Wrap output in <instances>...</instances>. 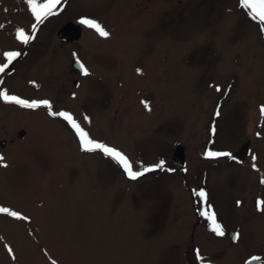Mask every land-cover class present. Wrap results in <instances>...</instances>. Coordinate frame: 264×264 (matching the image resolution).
Instances as JSON below:
<instances>
[{"label":"rangeland","instance_id":"obj_1","mask_svg":"<svg viewBox=\"0 0 264 264\" xmlns=\"http://www.w3.org/2000/svg\"><path fill=\"white\" fill-rule=\"evenodd\" d=\"M55 11L37 24L27 0H0V63L4 52H21L0 74V91L71 113L134 170L161 160L164 169L130 179L103 152L83 151L48 108L0 98V207L28 218L0 213V264H246L264 256L259 22L240 0H61ZM84 17L110 36L83 25L79 40L62 43L58 29ZM20 28L37 37L23 44ZM74 58L91 73L72 89ZM248 139L244 165L207 155ZM178 144L183 172L167 168ZM201 189L224 236L200 214L206 205L193 193Z\"/></svg>","mask_w":264,"mask_h":264},{"label":"snow or ice","instance_id":"obj_2","mask_svg":"<svg viewBox=\"0 0 264 264\" xmlns=\"http://www.w3.org/2000/svg\"><path fill=\"white\" fill-rule=\"evenodd\" d=\"M30 5L31 12L33 13L36 23H43L50 15L55 14V10L57 6L61 3V0H27ZM240 7L245 9L248 12V15L254 20L258 21L261 25V31L264 32V0H240ZM80 23L82 25H86L88 28L95 30V32L103 38H107L110 36V33L106 30V27L102 25L98 20L93 18H81ZM35 27V25H33ZM17 39L20 40L23 44H28L30 40L34 39V36L29 35L25 32L23 28L17 30ZM3 56L6 59L5 63H0V74L4 73L10 65H12L13 61H15L18 57L21 56V52L19 51H7L3 53ZM83 70L84 75H88L89 71L84 67L83 64L80 65ZM137 71H140L139 69ZM217 91L220 89L217 87ZM0 98L4 101L15 103L25 108L35 109L41 106H44L50 110L49 114L52 116H59L66 120L70 126L76 132L81 148L86 152L93 151H101L106 156L114 159L125 171V174L133 180H136L149 172H153L155 170H163L165 162L163 160L159 161L157 164L152 166H143L142 164L138 168V170H134L133 163L129 159V157L124 154L122 151L116 149L115 147H111L105 143H102L98 140L93 139L89 132H87L81 125L76 121L73 115L66 111H51L52 104L48 100H39V101H29L26 99H22L16 95H10L7 91H0ZM145 107L148 110L149 105L145 102ZM261 115L264 116V105L260 108ZM216 115L219 116L220 112L217 110ZM87 119V118H86ZM213 132H215V128H213ZM259 135V134H258ZM210 157H220V156H231V153L227 152H215L209 151L207 153ZM4 156L0 154V166L7 167V164L3 163ZM255 167V165H254ZM195 196L199 197L201 202H203L206 207L200 212L202 216H205L210 221L211 230L218 236H224L225 231L223 225L218 221L216 212L212 209V206L207 203L208 201V193L201 189L199 191H194ZM239 203V202H238ZM258 207L261 211H264V200H259ZM0 213H6L11 217L17 219H28L25 216H22L19 212L12 211L7 207H0ZM239 234L234 237V239H238ZM9 253L12 252V249L8 248ZM199 256V252H197ZM201 261L204 260L203 257H199ZM252 259L259 260L260 257L254 256Z\"/></svg>","mask_w":264,"mask_h":264},{"label":"water","instance_id":"obj_3","mask_svg":"<svg viewBox=\"0 0 264 264\" xmlns=\"http://www.w3.org/2000/svg\"><path fill=\"white\" fill-rule=\"evenodd\" d=\"M83 31V26L81 23H74V21H67L64 23L57 31V36L61 42L65 43H70L73 41H77L81 38L82 32ZM83 64L80 60L75 59L72 62L73 67L79 69L82 73L83 70L81 69L80 65ZM84 65V64H83ZM85 67V66H84ZM174 155H173V165L175 167L183 168L186 164V158H185V152H184V147L179 144L177 145ZM250 153V141H247L244 143L239 149L235 155V159L237 160H243L244 158L247 157V155ZM233 235V240L234 237L237 235L236 231L232 232ZM258 256L260 257L259 260H253L252 257ZM250 259L247 260V264H262L264 260L262 255H254Z\"/></svg>","mask_w":264,"mask_h":264},{"label":"flooded vegetation","instance_id":"obj_4","mask_svg":"<svg viewBox=\"0 0 264 264\" xmlns=\"http://www.w3.org/2000/svg\"><path fill=\"white\" fill-rule=\"evenodd\" d=\"M67 22V21H66ZM111 34V33H110ZM32 36H34V39H32V40H30V41H34L35 40V38L37 37V35L36 34H34V35H32ZM29 41V42H30ZM63 43V42H62ZM76 58H74V60H75ZM84 63V62H83ZM84 65H85V68H87L88 69V71H89V74L88 75H90V73H91V71H90V68L84 63ZM72 67H73V65H72ZM73 71H74V73H75V76H74V78H73V87H72V89L74 88V87H78L80 84H81V80H82V78L83 77H86V76H88V75H84L79 69H77V68H75V67H73ZM120 95V94H119ZM216 106V109H215V117L217 116L216 115V112H217V110H220V108L222 107V104L221 103H218V104H216L215 105ZM249 141H250V153L247 155V157L246 158H244L243 160H237V159H235V155H236V153H237V151L239 150H236V151H233L232 153H231V156H230V160H232V162H235V163H240L241 165H244L247 161H248V159L252 156V143H251V140L250 139H248ZM247 140V141H248ZM246 141V142H247ZM246 142H244V143H246ZM243 143V144H244ZM242 144V145H243ZM242 145H241V147H242ZM240 147V148H241ZM168 169H170V170H176V169H178V168H175L174 166H172V167H167ZM180 170H182V172L183 171H185L183 168H179ZM196 212H198V210L196 209ZM234 231V230H233ZM232 231V232H233ZM235 231H236V229H235ZM232 232L230 233V237H231V239H232V241L231 242H233V243H235V242H237L238 240H239V238H240V236H239V238L238 239H236V240H233V235H232ZM238 234H239V232H238ZM197 249L198 248H195V251H197ZM257 253V252H256ZM256 253H253V254H251L250 256H252V255H254V254H256ZM257 254H259V253H257ZM262 255V254H261ZM250 256H248L247 258H245L244 259V261H246L247 262V260H248V258L250 257ZM263 261V264H264V260H262Z\"/></svg>","mask_w":264,"mask_h":264}]
</instances>
